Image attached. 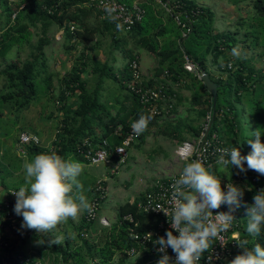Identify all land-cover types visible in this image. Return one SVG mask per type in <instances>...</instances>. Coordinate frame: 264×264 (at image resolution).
<instances>
[{
    "label": "trees",
    "instance_id": "obj_1",
    "mask_svg": "<svg viewBox=\"0 0 264 264\" xmlns=\"http://www.w3.org/2000/svg\"><path fill=\"white\" fill-rule=\"evenodd\" d=\"M29 1L30 4L27 8L13 22L12 7L5 0H0L3 8V16L0 18V59L4 60L18 44L21 46V43L29 44L32 49L29 57L24 61L15 59L9 63H0V81H3L2 84L0 83V119L5 116L6 111L29 109L37 101L38 83H47L49 86L48 77L41 79L43 78L42 73H46V67L43 69L44 63L42 67L40 66V59L44 57V50L49 44L47 39L49 27L52 24L63 27L66 22H72L76 24L75 34L69 28L66 30V37L70 42L76 38L79 43L88 45L94 40L98 41V37L106 36L107 33H111L114 43H120L121 38L134 40L139 48L146 50L156 58L158 64L152 76L154 79L159 78L167 71L174 79L185 81L184 89L191 93V106L196 113V121H203L208 111L213 108V95L208 92L201 79L185 71L184 53H186L199 65L202 71L210 75L211 79L219 85L212 130L219 132L225 146L230 149L238 146L242 156H246L251 151L250 145L246 142L254 137L244 135L239 111V106L244 109L245 97L250 98L251 104L248 112L254 118L255 125L262 134L261 142L264 143V68H256L251 64V60L241 56L238 58L232 56V49L237 45L239 49L240 47L244 48V45L249 48L261 47L262 50L256 54L264 62V0H237L234 2L231 0L234 5L246 3L252 6L253 12L246 19L242 18L237 23L235 32L226 31L224 33L217 30L216 13L212 8L200 5L196 0H183V12L187 11L188 14H192L193 11L198 12V15L193 17L192 32L186 38L182 37V32L174 18L155 0H150L144 5L146 16L143 22L135 25L120 39L118 38L120 33L114 21H102L103 27L101 24L96 25V23L90 22V18L95 12L82 7L86 0H67L63 4L62 11H57L53 15L43 8L44 0ZM97 20H100L98 14ZM39 25L42 26L44 37H41L37 44H32L33 29L38 28ZM241 29L245 30L242 39L238 37ZM132 52L129 50L128 64L119 71H113V65L101 64L84 54L79 57L68 76L66 75L61 83L59 95L61 106L58 107L56 115V119H59L60 123L56 138L51 147L29 146L27 154L31 160L37 154L55 152L64 159H69V156H72V159L86 163L81 153V145L85 140H90L98 145L104 139L108 140L112 137L114 138L113 144L110 142L112 145L121 144L122 138L115 135L116 130L122 127L123 134H125L131 122L137 120L140 114H149L139 104L137 96L128 89L129 60L135 55ZM91 65L92 73L100 77V85L94 90L88 88V81L84 79V74L87 73V69ZM211 67L216 68V75H212ZM105 79H110L118 84L123 92L120 95L123 100L120 101V107L116 114L112 113L109 105L100 101V90ZM151 82L153 83V79ZM72 97H76V106L68 109V101ZM124 101H128L129 104ZM175 110H177V106ZM51 117H53L52 114ZM159 122V117H152L146 131L154 125H159ZM96 126L101 127V136L97 133ZM175 130L181 135V129ZM146 131L142 133L140 142L145 140ZM200 133L201 125L193 128L195 139ZM233 169H235L234 166ZM248 171L250 172L246 173V177L250 188L246 191L245 198L252 205L253 197L260 192L259 187H264V176L251 170ZM254 176L258 178L257 183L252 181ZM233 178H235V174L232 176ZM140 198L138 197L133 203L122 204L118 209L117 221L120 222L125 215L132 214L143 224L146 223L149 216L139 213L137 207ZM119 222L103 229L104 232L99 237L92 233L95 224L93 222L91 225H87L88 233L90 231L89 237L83 238L82 230L86 226V220L83 218L78 233L81 247L74 249L71 247L69 238L65 243L56 244L45 236H39L34 231L31 239L38 238L40 243H36L33 247L39 249L43 258L54 260L56 264L59 263L60 257L64 264H86L89 259L95 257L99 258L103 264H110L118 251L131 245L127 238L126 225H120ZM153 224H155L154 221L148 228ZM241 230L242 237L246 242L244 244L249 250L253 249L257 243L264 247V224L261 225L259 235L247 233L244 227ZM91 238L95 242L91 241ZM31 239H25L20 248L13 250V253L29 255L38 260L34 254L26 252ZM45 259L43 260L46 261Z\"/></svg>",
    "mask_w": 264,
    "mask_h": 264
},
{
    "label": "built area",
    "instance_id": "obj_2",
    "mask_svg": "<svg viewBox=\"0 0 264 264\" xmlns=\"http://www.w3.org/2000/svg\"><path fill=\"white\" fill-rule=\"evenodd\" d=\"M13 9L12 21L14 22L18 15L24 11L30 4L29 0H5ZM67 0H44L43 8L49 14H55L57 11H62L63 4ZM150 0H134L127 4L121 0H86L82 7L93 10L99 15L100 21H108V13L106 7L115 8L113 15L116 17L114 21L116 26L119 24L118 32L121 30L127 34L132 28L143 22L146 16V8L144 5ZM183 0L178 1H162L155 0L168 14H170L180 28L182 37L186 38L192 32L193 17L198 15V12L188 14L183 12ZM69 30L75 34L76 24L66 22L62 27V33ZM76 38L74 39V41ZM128 64V63H127ZM184 69L188 73L202 79L203 71L199 65L186 53H184ZM130 81L128 89L134 93L139 101V104L152 117L166 118L171 117L178 104L179 97L184 89L185 81L183 79H174L169 72L163 73L159 78L154 79L152 76H145L140 57L135 54L129 60ZM153 79V83L151 82ZM216 111L210 109L202 121L200 135L192 140L184 142L177 150V156L182 162V168L176 174L168 177L165 180H159L152 184L150 188L140 195L137 207L139 213L149 216L146 223H142L140 219H136L132 214H127L123 217L120 225H126L127 238L131 245L123 250H120L114 256L110 264H157L165 253L158 251L159 245L156 240L160 237H166V232L172 230L170 222L172 220L173 205L170 203L172 185L175 183L184 168V166L192 160H200L206 168L216 165V161L220 155L216 149H230L225 146V142L221 139L218 131L212 130L213 121ZM136 121V120H134ZM123 134V128L119 127L115 135L122 138L121 144L112 145L107 139H104L98 145H95L90 140H85L82 143V155L88 165L99 166L105 164L113 166L117 171L122 165L126 164L129 158V149L140 142L142 134L137 136L133 133L131 125ZM40 139L36 135L22 133L17 141L16 148L22 158L27 157V148L33 145H40ZM185 146L192 148L191 155L185 159L180 156V151ZM245 171L239 172L235 178L230 177L223 183V190L227 191V185L232 183L234 186L244 184L247 180L246 173L250 172L244 165ZM258 182L256 176L252 180ZM259 190H264V187H259ZM18 190L9 189L5 192H0V264H56L54 260L33 259L29 255L13 253V250H18L25 239H31L34 235L33 229L22 227L23 217L17 215L14 211L16 197L12 194ZM107 189L103 181L97 183V187L90 200L91 210L86 212V226L82 230V237L88 238V227L98 219V212L101 203L106 199ZM243 208L247 209L250 202L242 196ZM228 206L222 205L220 209L213 210L215 215L217 212H227ZM235 220L216 238L209 242V248L202 254L198 264H230V262L240 254H243L245 248L240 247L245 240L242 237L243 222L239 212L233 213ZM152 221L155 222L151 227ZM115 222V223H116ZM99 223L102 227L109 228L112 226L111 221L106 217H100ZM142 226L145 228L142 229ZM173 235H177L173 231ZM249 250V249H248ZM166 254L171 257L170 264H175L176 254L168 247ZM72 263V262H71ZM58 264H64L60 257ZM86 264H103V262L95 257L89 259Z\"/></svg>",
    "mask_w": 264,
    "mask_h": 264
},
{
    "label": "rangeland",
    "instance_id": "obj_3",
    "mask_svg": "<svg viewBox=\"0 0 264 264\" xmlns=\"http://www.w3.org/2000/svg\"><path fill=\"white\" fill-rule=\"evenodd\" d=\"M122 1L127 4L131 3L129 0ZM196 1L200 5L208 6L213 9V11L216 13V27L220 33H224L226 31L235 32L238 26L237 23L241 21L242 18L246 19V17L251 15L253 12L252 6H249L246 3L234 5L233 2L237 0H233V2L231 0ZM1 11H3V8L0 4V14ZM57 31L58 29L56 26L52 30L53 35H55ZM244 32L245 30H240L238 35L240 39L243 38ZM119 33L125 35L122 30ZM98 38L102 44L100 51L103 52L102 54L104 62L108 63L109 65H113L114 63L113 71L121 70L130 54L129 48L131 49L134 44L128 39L124 40L121 38L119 40L120 43L117 44H119V47L121 48L127 45V51L125 52L122 49H116L113 47V36L110 33H107L106 36ZM37 39L38 37L34 36L33 40L31 39V43L37 44ZM93 44L94 43H92L90 46L92 47ZM88 48L89 47H86L85 50L83 46H80L81 53L83 52L82 54H85L91 58L92 55L90 54V50ZM239 50V57L241 56L244 59L251 60V64L256 66L258 69L264 68L263 59L258 57L256 54V52L262 50L261 47L249 48L247 45H244V48L240 47ZM31 51L32 49L30 45L21 43V46L15 47L4 60L0 59V63H9L15 59L24 61L29 57ZM94 51L96 50H92L93 56L96 55ZM87 52H89V54H87ZM232 56L238 58L237 56ZM114 59L115 61H113ZM40 63L41 67L44 63L45 66L43 69L46 67L45 71H48L49 74H52V71L57 69L55 65L50 66V60H47V58H41ZM92 68L93 67L91 65L90 68L87 69V73L84 74V78L88 81V88L90 90H94L99 87L98 75L92 73ZM65 74L66 73H63V75ZM66 75L68 76V74ZM2 82L3 81H0L1 84ZM57 84L56 78L53 77V86L51 88L53 91L50 92V95L47 90V83H38L37 101H35L29 109L22 111L13 110L12 112L6 111L5 116L0 119V185L3 187L2 188L0 186V191L1 189L19 190V187L26 184V173L23 168V164L25 159L29 161H31V159L28 154L26 158H22L16 148L17 141L19 140V137L22 133H29L38 136L41 141L40 145H47L46 147L50 146L49 143L51 144L55 140V133L60 123L59 119H56V113L58 111V107L61 106L59 103L58 90V87H60L58 85L60 84ZM116 92H120L116 86V83L110 79H105L100 90V101L106 103L107 106L108 103L113 105L114 102L112 99L116 97ZM121 94L123 93L121 92ZM71 101L72 102L70 105L75 107L76 100L73 98ZM250 104V98L245 97L244 109L242 106H239L242 127L247 133L246 136H252L251 132L258 130L255 125L254 118L248 112ZM109 107L111 108L112 113L116 114L118 108H114V106ZM183 111L185 110L180 106L177 114L175 112L173 113L174 116L172 115L171 117L161 118L160 125H154L148 131H146L145 140L135 144L134 146L136 147H132L129 152L128 161L117 171L114 170V165L107 166L102 164L99 166L83 167V170L77 179L81 186L79 190L85 195L89 203L93 197V193L99 180H105L106 184L108 185V187L105 185L106 189L108 188L107 196L106 199L101 203L100 210L98 212V219L92 229L93 235L95 234L96 237H99L104 232L103 229H106L100 225V217H106L111 221L112 224H114L116 220H118L119 207L127 202L126 200H128V198H135L137 195H139L138 193L145 190L148 185H152L159 180H165L181 170L182 163L180 162L176 152L184 142L177 143L178 146L176 145L174 135L178 137V134L173 132L172 123H174L173 120H181L180 116H182L181 114ZM51 114L53 117H51ZM185 134L189 139H187L188 141L194 140L193 137L188 136V132L186 133L184 131V135ZM228 167L229 168L220 166L215 169V172L219 174L218 177L221 180H224V171L227 172L226 178L232 177L234 174L238 175L239 172H241L237 167L233 170V166H231V164H229ZM112 172L116 175L113 174L112 176ZM236 187L240 189V184L236 185ZM242 204L243 201L241 198V206L237 208V210L243 222V227L247 232V210L246 208H243ZM86 212L87 210L81 212V214L75 220L69 218L67 222L59 224L56 228L50 231L37 232L35 230V233L42 237L45 236L49 241H54L56 244L65 243L66 239L69 238L72 249L79 248L81 247V239L78 235L79 227L83 221V218H85ZM92 239L93 238H91V241L95 242ZM36 243H40L39 239L32 238L29 242V245L27 246L26 252L31 255L34 254L35 258L45 259L40 255L39 249L33 247Z\"/></svg>",
    "mask_w": 264,
    "mask_h": 264
},
{
    "label": "clouds",
    "instance_id": "obj_4",
    "mask_svg": "<svg viewBox=\"0 0 264 264\" xmlns=\"http://www.w3.org/2000/svg\"><path fill=\"white\" fill-rule=\"evenodd\" d=\"M108 18L115 20V8L106 7ZM119 28L120 25L118 24ZM232 54L239 57L237 45ZM150 114H140L131 125L134 134L139 136L148 128ZM254 139L246 143L251 152L242 156L238 146L231 149H216L220 153L216 163L221 167L231 164L245 171L247 168L264 176V143L261 132H251ZM192 152L190 146L180 151V156L187 159ZM81 162L75 159H64L55 152L37 154L29 161L25 159L23 168L26 173V184L12 193L16 197L14 211L23 217L22 227L46 232L67 222L75 220L83 211H90L91 205L81 188L77 177L83 170ZM170 203L173 205L171 229L166 237L156 240L158 251L165 253L157 264H170L171 257L166 254L170 247L176 254L175 264H198L202 254L209 248V242L224 231L235 217L233 213L241 206L243 192L232 183L224 191L221 179L211 168H206L202 161L192 160L187 163L179 179L172 185ZM254 203L247 206V232L259 235L264 224V190L253 197ZM222 205L228 206L227 212H217ZM173 231L178 233L173 235ZM246 243V242H245ZM245 248L243 254L237 255L230 264H264V247L256 244L251 250Z\"/></svg>",
    "mask_w": 264,
    "mask_h": 264
},
{
    "label": "crops",
    "instance_id": "obj_5",
    "mask_svg": "<svg viewBox=\"0 0 264 264\" xmlns=\"http://www.w3.org/2000/svg\"><path fill=\"white\" fill-rule=\"evenodd\" d=\"M122 1V0H121ZM129 1H134V0H129ZM1 16H3V11H1V14H0V18ZM90 22L91 23H96V25H99L101 24L102 21L100 20H97V13H93V16L90 18ZM57 26V29L58 31L56 32L55 35H53V28H55ZM104 25L101 24V27H103ZM51 32V33H50ZM51 34V35H50ZM111 34V33H110ZM123 34H119L120 37H118L119 39L122 37ZM34 36L38 37L37 41H39V39L41 37H44L43 35V29H42V26L39 25L38 28L36 29H33V37H32V40L34 38ZM56 38V39H55ZM47 39L49 40V44L46 46L45 48V52H44V58H47V60L49 59L50 60V66L51 65H55L56 66V70L55 71H52V74H49L48 71H46V73H42V76L43 78H41L42 80L44 78H47L48 77V81H49V86H48V92L50 94V92L53 91L52 86H53V77L56 78V82L60 85V87H58V90H59V95L61 93V83H62V80H63V76H65L66 74H68L73 65H75L76 61H78L79 57H82V53H81V50H80V46H83V48L86 50V47H89L88 49L90 50V54L92 55V59L94 58L96 61H98L99 63L101 64H104L106 62H104V59H103V52L100 51V48H101V41H97V40H94L93 42L89 43L88 45H84L82 43H79L78 41H69L66 37V33H62V27L56 25V24H52L50 27H49V30H48V33H47ZM59 39V40H58ZM31 40V41H32ZM134 45L131 47V49L129 48V50H132V54L135 53L137 54L139 57H140V60H141V67H142V71L144 73L145 76H148V77H151L153 76V73H154V70L155 68L157 67V60L154 56H152L150 53H148L146 50L142 49V48H139L134 40H130ZM93 44V46L91 47L90 45ZM33 44V43H32ZM29 45V44H28ZM16 47H20V45L18 44ZM31 47V46H30ZM113 47L116 48V49H122L123 51H127L126 50V47H128L127 45L124 46L123 48L119 47V44L117 43H114L113 42ZM95 49L96 51H94V53L96 55L93 56L92 54V50ZM87 54H89V52H87ZM85 55V54H84ZM88 57V56H87ZM115 61V59L113 60ZM127 61H128V58L126 60V63L124 65V67L127 65ZM114 65V63H113ZM49 66V67H50ZM60 67V68H58ZM123 67V68H124ZM63 68V69H62ZM65 68V69H64ZM122 68V69H123ZM60 72V73H59ZM66 73L65 75H63V73ZM211 73L212 75H216V69L215 67H211ZM210 76V75H209ZM85 79V78H84ZM98 79H99V83H100V77L98 76ZM86 80V79H85ZM100 85V84H99ZM118 90L120 92H116V97L114 99H112V101L114 102L113 105L111 103H108L109 106H114L117 107L119 109L120 107V101L123 100V98L121 99L120 95H121V90L118 86V84H116ZM116 91V90H114ZM123 93V92H122ZM51 95V94H50ZM49 95V96H50ZM181 98L180 100L178 101V104H177V110H175L176 114H177V111L179 109V107L181 106L185 111H183V113L181 114L182 116L181 117V120H173L174 123H172V126H173V132L174 133H177L178 134V137L174 135V140L176 145L177 143H182V142H186L188 141L189 139L186 137V134L184 135V131L187 133L188 132V136L189 137H193V139H195L194 135H193V128L194 127H199L201 124H202V120L201 121H196V113L195 111L193 110L192 106H191V101H192V97H191V93L189 90H186V89H183L182 93H181ZM76 100V97H72L70 98V100L68 101V109L70 108H74L73 105H70L71 104V99ZM125 103L129 104L128 101H124ZM184 104V105H183ZM113 108V109H114ZM174 112V113H175ZM246 112V111H245ZM58 114V113H56ZM174 116V114H173ZM176 117V116H175ZM161 123L159 122V125ZM164 124V123H162ZM180 127V128H179ZM175 129H181V135H180V132H178L177 130ZM192 129V130H191ZM96 131L97 133L101 136L102 135V129L101 127L99 126H96ZM57 132V131H56ZM246 132L244 131V135L246 136ZM55 138H56V133H55ZM114 138H110L108 139L109 142L112 143V140ZM188 139V140H187ZM53 143V142H52ZM52 143L49 145L51 146ZM113 144V143H112ZM47 145H45L46 147ZM48 146V147H50ZM178 146V145H177ZM136 147V146H134ZM132 149V148H131ZM129 149V152L130 150ZM248 155V154H247ZM246 155V156H247ZM69 158H72V156H69ZM181 162V161H180ZM83 166H91V165H88L87 163H83L81 162ZM182 163V162H181ZM244 165L246 166L247 168V163H244ZM229 165H227L225 168H229L228 167ZM232 166V165H231ZM218 167H220V165L216 164L211 168V170L213 171V173L218 177L219 174L215 172V169H217ZM235 167V166H234ZM233 168V167H232ZM236 168V167H235ZM248 169V168H247ZM226 170V169H224ZM234 170V169H233ZM250 170V169H248ZM251 171H254V170H251ZM256 172V171H254ZM226 171H224V180H221V184H222V188H223V183L224 181L228 180V178H226ZM113 172H112V176H113ZM116 175V174H114ZM230 178V177H229ZM99 181H103L105 183V185L108 187V185L106 184V181L105 180H99ZM98 181V182H99ZM223 181V182H222ZM97 182V183H98ZM1 186V185H0ZM151 184L147 186V188L143 191H140V193H138L139 195H137L135 198H128V200H126L127 202H130V203H133L138 197H140V195L142 193H144L145 191H147L149 188H150ZM2 187V186H1ZM3 188V187H2ZM250 188V184L247 180H244V184H241L240 185V189L241 191L244 193V198H245V193L247 190H249ZM108 189V188H107ZM6 190L5 189H1L0 192H5ZM125 202V203H127Z\"/></svg>",
    "mask_w": 264,
    "mask_h": 264
},
{
    "label": "water",
    "instance_id": "obj_6",
    "mask_svg": "<svg viewBox=\"0 0 264 264\" xmlns=\"http://www.w3.org/2000/svg\"><path fill=\"white\" fill-rule=\"evenodd\" d=\"M201 80L206 86L208 92L213 95L212 107L213 110L216 111L219 85L214 80H212L211 77L205 71H203Z\"/></svg>",
    "mask_w": 264,
    "mask_h": 264
}]
</instances>
